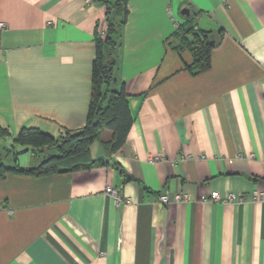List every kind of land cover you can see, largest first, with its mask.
Here are the masks:
<instances>
[{"label":"crops","instance_id":"obj_1","mask_svg":"<svg viewBox=\"0 0 264 264\" xmlns=\"http://www.w3.org/2000/svg\"><path fill=\"white\" fill-rule=\"evenodd\" d=\"M128 10L117 84L134 118L126 143L92 148L108 162L90 170L0 173V264H264V0H129ZM105 17L91 0H0L9 139L25 126L85 125ZM188 20L216 43L198 75L172 42ZM213 191L244 201L202 199ZM176 192L190 199L160 201Z\"/></svg>","mask_w":264,"mask_h":264},{"label":"trees","instance_id":"obj_2","mask_svg":"<svg viewBox=\"0 0 264 264\" xmlns=\"http://www.w3.org/2000/svg\"><path fill=\"white\" fill-rule=\"evenodd\" d=\"M105 6L106 17L96 37V57L92 68V90L85 125L77 130L64 129L59 135L44 132L35 126H25L13 139L8 153L0 141V173L15 172L42 177L53 173L90 170L108 161L93 158L92 148L98 142L107 155L117 152L126 143L133 123L128 95L124 86L117 88L119 53L123 30L127 22L129 0H91ZM184 23L179 26L172 42L175 48H188L192 62L186 68L194 75L211 67V52L216 43L210 40L208 31ZM10 130L0 125V140L10 137ZM18 146V150L16 149ZM27 148L37 157L33 166L23 167L18 163L19 149ZM43 152L42 157L38 154ZM13 156V163L6 164L3 158ZM44 155V156H43ZM122 169L116 163L114 164Z\"/></svg>","mask_w":264,"mask_h":264},{"label":"built area","instance_id":"obj_3","mask_svg":"<svg viewBox=\"0 0 264 264\" xmlns=\"http://www.w3.org/2000/svg\"><path fill=\"white\" fill-rule=\"evenodd\" d=\"M6 26V23L1 21L0 22V28L4 29ZM100 33L103 34L104 31L103 29L100 30ZM264 159V156H263ZM155 160H159V157H154L153 159L151 158V161H155ZM106 193L110 194L111 196H113L117 202L119 203L121 201V194L118 188L109 185L106 188ZM264 198V196H263ZM171 199L175 200V201H181V200H187L190 199V195L186 194V193H179L176 192L173 195H170L169 193H165L160 195V201L163 203H168L171 201ZM202 199L204 201H208V200H212V201H222V202H243L244 201V196L243 195H236L235 193L232 192H228L225 194H221L218 191H213L208 195H204L202 197Z\"/></svg>","mask_w":264,"mask_h":264},{"label":"rangeland","instance_id":"obj_4","mask_svg":"<svg viewBox=\"0 0 264 264\" xmlns=\"http://www.w3.org/2000/svg\"><path fill=\"white\" fill-rule=\"evenodd\" d=\"M1 144L4 147V153H8V148H11L12 144L14 143L12 139L6 138V139H1ZM97 145H99L98 142L94 143L93 145V152L95 153L97 150ZM16 149L18 150V146H16ZM19 159H18V163L21 164L22 166H25L26 164L28 165V161H34L35 163L38 161L37 157L33 154V152H31L30 150H27V148H23L21 146V148L19 149ZM41 157L43 152H39L38 153ZM44 156V155H43ZM3 162H5L6 164H9L10 162L13 163V156L12 154L4 157L3 158Z\"/></svg>","mask_w":264,"mask_h":264},{"label":"water","instance_id":"obj_5","mask_svg":"<svg viewBox=\"0 0 264 264\" xmlns=\"http://www.w3.org/2000/svg\"><path fill=\"white\" fill-rule=\"evenodd\" d=\"M189 15V13H187Z\"/></svg>","mask_w":264,"mask_h":264}]
</instances>
